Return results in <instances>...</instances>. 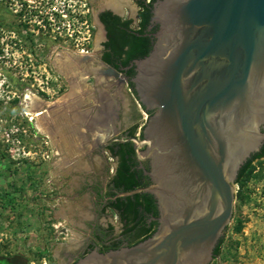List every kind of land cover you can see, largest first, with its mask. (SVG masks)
I'll list each match as a JSON object with an SVG mask.
<instances>
[{"label":"water","instance_id":"95a60500","mask_svg":"<svg viewBox=\"0 0 264 264\" xmlns=\"http://www.w3.org/2000/svg\"><path fill=\"white\" fill-rule=\"evenodd\" d=\"M150 12L154 41L128 81L152 113L141 138L127 140L143 147L152 183L121 195L151 194L159 225L76 264H207L231 220L238 171L264 140V0H155Z\"/></svg>","mask_w":264,"mask_h":264},{"label":"rangeland","instance_id":"374dc122","mask_svg":"<svg viewBox=\"0 0 264 264\" xmlns=\"http://www.w3.org/2000/svg\"><path fill=\"white\" fill-rule=\"evenodd\" d=\"M113 1L0 0V264H60L62 250H74L88 234L85 182L100 164L97 155L86 157L95 145L83 115L96 107L100 90L114 94L111 79L97 74L104 31L95 16L117 8L137 22L133 0L115 8ZM119 93L135 111L137 129L135 95L128 86ZM27 95L39 112L33 119L25 114ZM213 264H264V159L234 184L231 220Z\"/></svg>","mask_w":264,"mask_h":264},{"label":"flooded vegetation","instance_id":"af4514ba","mask_svg":"<svg viewBox=\"0 0 264 264\" xmlns=\"http://www.w3.org/2000/svg\"><path fill=\"white\" fill-rule=\"evenodd\" d=\"M134 1V0H133ZM135 3V2H134ZM137 6V4L135 3ZM138 8V6H137ZM115 10L117 13H114ZM139 10V8H138ZM138 10L136 12V18L138 14ZM103 11H111L113 14H116L121 17L119 13V9L115 8H108L99 10L97 13V20L102 26L104 31V39L101 42V49H100V62L101 67L97 69V74L103 76L104 78H110L113 83V92L114 94L110 93L109 90H100L98 93V104L96 107L91 110L89 114H84L85 125L88 130L92 126H97L98 129L107 130L111 132L114 130V134L106 137L105 139L96 137L91 139L93 145V149L89 151L87 154V158L89 161H93L94 155H97V162L100 164V170L90 171L86 180L85 190H87L89 197V205L91 206V211L87 216H92L89 222H82L83 227L88 230V234L82 236V238L76 240L73 244L74 250H62L60 253V264H76L80 259L85 258L89 254L93 252L105 254L111 250H119L125 247H130L132 245L137 244L155 234L159 225V211L157 208V201L153 198V204L155 210L153 212H142V207L138 206L137 213H130L129 215L122 214L121 209L117 208L115 203L118 199L128 196V195H121L122 192L115 188L113 184V177L117 172V168L120 164L121 159V152L119 148V144L128 141L127 138L129 136H135L136 129L134 134H131L132 128L134 126L133 120L135 119V111H132L131 108L127 105V102L123 99V95L119 92L120 89L123 87L128 86V91L131 94L135 95L134 101L138 105V107L145 112L144 107L137 101L136 94L133 92V88H130L128 85V76L125 74V69H117L120 75L125 76L124 81H122V77H112L111 75L107 74L104 71L105 66L108 64L102 61L101 55L104 50L103 43L106 41V30L103 23L99 20V14ZM122 18V17H121ZM126 19V18H123ZM131 19V18H129ZM132 20V19H131ZM137 21V19H136ZM133 22V20H132ZM131 22V26L133 27ZM137 24V22H136ZM153 27H147V30H151ZM154 30L150 32L152 34V43L154 41ZM110 66V65H108ZM132 67L133 66H128ZM114 68V67H113ZM134 70V69H133ZM134 75V74H133ZM132 77V76H131ZM130 77V78H131ZM100 86L104 88V85L101 83ZM115 93L117 95H115ZM148 115L152 113V111L145 112ZM264 132V129L261 128ZM89 135V134H88ZM141 138V132L140 137ZM111 147L113 149H111ZM264 147V140L259 147V149L250 154V156L246 159V161L250 160V165L255 164L262 159H264V153H262ZM143 150V147H140L138 150L133 147V153L131 155H125V157H130L129 162L131 163V167L133 170L140 171L142 174L141 181L145 183V185L136 187H146L152 183L150 177L148 176L147 172L150 171V162L149 159H141L140 151ZM245 161V162H246ZM244 162V163H245ZM243 163V164H244ZM134 188V189H136ZM133 190V189H132ZM131 191V190H130ZM143 192V191H140ZM138 192V193H140ZM147 193V192H146ZM136 194V193H134ZM133 195V194H131ZM79 214V213H78ZM78 214L76 216H78ZM80 215V214H79ZM84 216V214H83ZM99 216L104 217V222H99ZM127 216V217H125ZM128 216H135L134 220H140L142 216H144V225L149 227L144 233H139L141 230V222L136 225L135 228H129L133 221H130ZM109 218H114L116 225L110 221ZM217 245V244H216ZM216 247V246H215ZM215 249V248H214ZM213 249V252H214ZM207 262V264H213V257Z\"/></svg>","mask_w":264,"mask_h":264},{"label":"trees","instance_id":"16d2710c","mask_svg":"<svg viewBox=\"0 0 264 264\" xmlns=\"http://www.w3.org/2000/svg\"><path fill=\"white\" fill-rule=\"evenodd\" d=\"M155 0H134L139 10L137 14V24L135 27L131 26L132 20L129 18L123 19L120 16L113 14L111 11H103L99 14V20L103 23L106 30V41L103 43L104 50L101 55L102 61L115 69H125L124 72L130 78L134 74L132 67H128L133 59L141 58L147 55L152 46V34L156 30V26L150 31L147 30L149 19L151 16V5ZM128 85L132 88V83L129 81ZM134 92V91H133ZM136 125L133 126L131 134H134ZM121 152L126 155L133 153V146L131 142L119 144ZM111 149H113L111 147ZM121 153V159L117 172L112 181L118 190L130 191L136 187L145 185L140 179L142 174L140 171L133 170L130 157H125ZM264 153V147L263 151ZM251 169L250 160L248 159L239 169L235 183H239L242 177ZM116 207L123 210L122 214L129 215L130 213H137L138 206L142 207V212H153L155 210L153 198L151 194L140 192L133 195L118 199L115 203ZM127 217V216H125ZM130 221H133L135 216H128ZM141 222V230L139 233H144L149 230V227L144 225V216L140 220L133 221L130 229L135 228ZM227 229V227H226ZM223 242V236L219 239L213 257H216L220 252V247Z\"/></svg>","mask_w":264,"mask_h":264},{"label":"built area","instance_id":"2783aa9c","mask_svg":"<svg viewBox=\"0 0 264 264\" xmlns=\"http://www.w3.org/2000/svg\"><path fill=\"white\" fill-rule=\"evenodd\" d=\"M146 1L148 2L149 0H146ZM62 16H63V14H62ZM83 23H84V26L86 28L85 29V33H87V37L86 38H89V24L87 23L86 20ZM70 36H71V34H70ZM81 51H83L84 53H87V51H85L83 49ZM141 112H142V123H140L138 125V127L136 129V133H135V137H137V138L140 137L141 129H142V127H143V125H144V123L146 121V118H147V114L144 111H142V110H141Z\"/></svg>","mask_w":264,"mask_h":264},{"label":"bare ground","instance_id":"6f19581e","mask_svg":"<svg viewBox=\"0 0 264 264\" xmlns=\"http://www.w3.org/2000/svg\"><path fill=\"white\" fill-rule=\"evenodd\" d=\"M120 3H121L120 1H118V0H114L113 3H112L111 5L115 8V7H118ZM26 98H28V99L31 100V108L27 109V111H26L25 114H27V115H29V116L32 115L31 118L33 119L34 116L37 117V116L39 115V112H38L37 110H35V108H34L35 97H34V96H28V95H27ZM36 98H37V97H36Z\"/></svg>","mask_w":264,"mask_h":264},{"label":"crops","instance_id":"0c3cea01","mask_svg":"<svg viewBox=\"0 0 264 264\" xmlns=\"http://www.w3.org/2000/svg\"><path fill=\"white\" fill-rule=\"evenodd\" d=\"M96 22H97V25L102 29V26L100 23H98V20Z\"/></svg>","mask_w":264,"mask_h":264}]
</instances>
